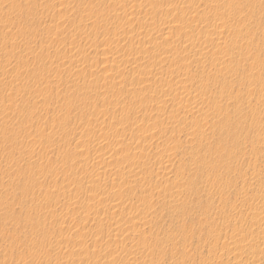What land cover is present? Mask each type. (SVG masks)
I'll list each match as a JSON object with an SVG mask.
<instances>
[{"label": "rangeland", "instance_id": "374dc122", "mask_svg": "<svg viewBox=\"0 0 264 264\" xmlns=\"http://www.w3.org/2000/svg\"><path fill=\"white\" fill-rule=\"evenodd\" d=\"M263 195L264 0H0V264H264Z\"/></svg>", "mask_w": 264, "mask_h": 264}, {"label": "bare ground", "instance_id": "6f19581e", "mask_svg": "<svg viewBox=\"0 0 264 264\" xmlns=\"http://www.w3.org/2000/svg\"><path fill=\"white\" fill-rule=\"evenodd\" d=\"M213 1H214V0H213ZM231 2H232V1H231ZM233 2H234V1H233ZM237 2H238V1H237ZM220 3H221V2H220ZM217 4H218V3H217ZM229 5H230V4H229ZM240 5H241V4H240ZM217 6H218V5H217ZM227 6H228V5H227ZM236 7H237V6H236ZM219 8H220V7H219ZM237 8H238V7H237ZM216 12H217V11H216ZM226 12H227V11H226ZM224 13H225V12H224ZM230 13H231V12H230ZM217 14H218V12H217ZM200 15H201V14H200ZM223 15H224V14H223ZM206 17H207V16H206ZM230 17H231V16H230ZM210 18H211V17H210ZM223 18H224V17H223ZM221 19H222V18H221ZM179 21H180V20H179ZM223 22L226 23V21H223ZM233 22H234V21H233ZM227 23H228V22H227ZM222 24H223V23H222ZM219 25H220V24H219ZM223 25L225 26V24H223ZM225 27H226V26H225ZM227 28H228V27H227ZM239 28H241V27H239ZM220 29H221V27H220ZM228 29H229V28H228ZM228 29H227V30H228ZM222 30H223V29H222ZM187 33H188V32H187ZM234 35H235V34H234ZM242 35H243V34H242ZM234 37H235V36H234ZM210 39H211V38H210ZM212 40H213V39H212ZM237 40H238V39H237ZM237 40H236V41H237ZM220 44H221V42H220ZM219 47H220V46H219ZM211 48H212V47H211ZM216 48H217V47H216ZM209 49H210V48H209ZM191 50H192V49H191ZM232 50H233V49H232ZM214 51H215V50H214ZM214 51H213V52H214ZM218 51H219V50H218ZM169 52H170V51H169ZM203 52H204V49H203ZM166 53H168V52H166ZM228 53H229V51H228ZM172 54H173V53H172ZM200 54H202V52H201ZM118 55H119V54H118ZM169 55H170V54H169ZM202 55H203V54H202ZM213 55H214V54H213ZM224 55H225V54H224ZM229 55H230V54H229ZM167 56H168V54H167ZM209 56H210V55H209ZM116 57H118V56H116ZM116 57H115V58H116ZM202 57H203V56H202ZM205 57H206V55H205ZM229 57H230V56H229ZM185 58H186V57H185ZM215 58H216V57H215ZM225 58H226V57H225ZM175 59H176V58H175ZM178 60H179V59H178ZM183 60H184V59H183ZM186 60H187V59H186ZM235 60H236V59H235ZM231 61H232V60H231ZM215 62H216V61H215ZM217 63H218V62H217ZM223 63H224V62H223ZM188 64H189V63H188ZM214 73H215V72H214ZM221 73H222V72H221ZM209 74H211V73H209ZM217 74H218V73H217ZM217 74H216V75H215V74L213 75V76H215V78H216L215 80H217L218 75H219V77H221V76H220L221 74H218V75H217ZM224 74H225V73H224ZM207 77H208V76H207ZM210 77H212V74H211ZM203 79H204V78H203ZM206 79H207V78H206ZM208 79H209V78H208ZM212 79H213V78H212ZM226 79H227V78H226ZM215 80H214V81H215ZM201 81H202V80H201ZM183 86H184V85H183ZM183 86H182V87H183ZM205 87H206V86H205ZM203 88H204V87H203ZM178 89H179V88H178ZM178 91H179V90H178ZM208 92H209V91H208ZM179 94H180V93H179ZM181 94H182V93H181ZM210 94H211V91H210ZM216 97H217V96H216ZM207 98H208V97H207ZM213 100H214V98H213ZM218 100H219V99H218ZM218 100H217V101H218ZM214 102H216V101L214 100ZM219 102H220V101H219ZM217 105H219V104L217 103ZM221 105H222V104H221ZM226 105H227V104H226ZM194 107H195V106H194ZM235 107H236V106H235ZM216 108H217V107H216ZM193 109H194V108H193ZM196 109H197V108H196ZM194 110H195V109H194ZM209 111H210V109H209ZM225 113H226V112H225ZM209 115H210V112H209ZM227 115H228V113H227ZM211 116H212V115H211ZM222 117H223V116H222ZM176 118H177V117H176ZM213 118H214V117H213ZM229 118H230V117H229ZM229 120H230V119H229ZM217 121H218V120H217ZM219 121H220V120H219ZM225 123H226V122H225ZM222 125H223V124H222ZM222 127H223V126H222ZM227 127H228V126H227ZM199 128H200V127H199ZM201 129H202V128H201ZM173 133H174V132H173ZM200 133H201V132H200ZM201 134H202V133H201ZM204 134H205V133H204ZM175 142H176V140H175ZM223 147H224V146H223ZM223 150H224V149H223ZM191 152L193 153L192 150H191ZM168 154H169V153H168ZM187 154H188V153H187ZM167 156H168V155H167ZM111 171H114V170H111ZM115 171H116V170H115ZM259 174H260V173H259ZM261 176H262V175H261ZM261 180H262V179H261ZM179 184H181V183H179ZM236 194H237V193H236ZM261 196H262V195H261ZM263 196H264V195H263ZM257 203H258V202H257ZM258 204H259V203H258ZM258 206H259V205H258ZM254 207H255V206H254ZM253 212H256V210L253 211ZM254 215H255V213H254ZM257 215H258V214H257ZM255 216H256V215H255ZM255 218H256V217H255ZM256 220H257V219H256ZM236 241H237V240H236ZM236 241H235V242H236ZM237 242H238V241H237ZM251 247H252V246H251ZM254 249H255V248H254ZM254 249H253V250H254ZM255 251H256V250H255ZM253 252H254V251H253ZM262 257H263V256H262ZM150 259H151V258H150ZM127 261H128V260H127ZM238 261H240V260H238ZM243 261H244V260H243ZM243 261H242V262H243ZM246 261H247V260H246ZM150 262H151V261H150ZM153 262H154V261H153ZM240 262H241V261H240ZM237 264H242V263H238V262H237ZM243 264H246L245 261H244Z\"/></svg>", "mask_w": 264, "mask_h": 264}]
</instances>
